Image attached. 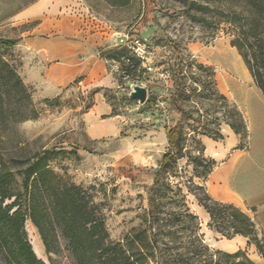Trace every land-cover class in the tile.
<instances>
[{
    "label": "rangeland",
    "instance_id": "1",
    "mask_svg": "<svg viewBox=\"0 0 264 264\" xmlns=\"http://www.w3.org/2000/svg\"><path fill=\"white\" fill-rule=\"evenodd\" d=\"M27 1L32 0H0V172L6 176L8 190L22 194V171L36 157L50 151L47 169L53 179L46 186L57 194L64 186L79 188L93 217L101 221L106 242L122 245L130 262H135V231L143 225L148 190L168 149L165 128L173 127L179 118L169 105L173 91L169 68L174 64L170 46L176 45L183 58L189 54L210 66L215 75H228L232 56H239L230 45L233 33L227 25L214 31L184 15L188 9L197 14L198 6L209 4V0H77L78 9L57 16L63 23L64 38L84 42L85 50L78 59L83 63L88 59L102 61L107 71L103 75L110 81L98 85L96 81L101 78L93 74L90 79L78 77L65 88H54L49 85L45 64L23 47V40L35 35L39 23L27 22L16 13ZM48 18L53 19L41 15L40 21ZM51 36L46 33L43 38ZM122 49L127 52L125 56L109 60L113 52ZM136 59L140 65L128 73ZM215 81L222 91L225 84L219 87ZM133 86L146 89L145 103L129 98ZM148 98L154 99L147 102ZM106 105L111 108L110 114L106 113ZM89 130L99 138L92 140ZM221 134L218 141L200 137L203 157L213 160L216 166L226 161L240 142L236 135L232 140L225 125L221 126ZM187 151L197 154L190 142ZM200 172V168L195 172L191 160L185 157L168 177L185 195V206L197 217L199 234L209 252L233 254L240 250L259 264L264 257L246 238L226 239L207 226L205 210L187 193V188L194 190V186L206 191L205 180L198 178ZM54 196L51 192L43 195L52 221L45 228L49 253L35 228L46 263L77 264L64 230L54 218ZM19 200L23 204L24 197ZM257 235L263 237L260 231ZM26 237L30 242L27 233ZM0 264H8L1 250Z\"/></svg>",
    "mask_w": 264,
    "mask_h": 264
},
{
    "label": "trees",
    "instance_id": "2",
    "mask_svg": "<svg viewBox=\"0 0 264 264\" xmlns=\"http://www.w3.org/2000/svg\"><path fill=\"white\" fill-rule=\"evenodd\" d=\"M198 9L197 14L188 9L184 15L214 31L221 25L229 26L233 33L230 45L264 95V0H209V4ZM170 48L174 64L169 68L173 83L169 105L179 118L173 127L165 128L168 149L158 163L148 190L143 225L135 231V262H130L122 245L106 242L104 227L93 217L79 188L64 186L57 194L54 188L46 186L53 176L47 169L51 152L45 151L22 171V194H12L5 174L0 172V250L8 264H44L37 259L23 229L29 220L38 231L46 252H50L45 228L51 226L52 221L43 198L48 192L56 196L52 200L54 218L61 224L77 264H126L125 261L131 264H255L240 250L233 254L210 253L199 234L197 217L185 206L181 188L169 182L174 166L185 157L191 160L195 172L201 169L198 178L206 180L216 164L203 157L200 137L221 140L222 125L239 137L237 149L244 148L247 140L246 122L236 105L218 90L214 70L189 54L183 58L176 45ZM126 53L125 49L113 52L109 60L119 59ZM139 65L140 60L136 59L127 72L132 73ZM153 99L148 98L147 102ZM189 142L197 154L187 151ZM194 190L187 188V193L205 210L210 229L226 239L246 238L264 257V238L258 237L259 229L254 220L232 204L212 200L202 186H194ZM22 196L23 204L19 200ZM11 198L14 200L5 204ZM175 207L179 208L174 210Z\"/></svg>",
    "mask_w": 264,
    "mask_h": 264
},
{
    "label": "crops",
    "instance_id": "3",
    "mask_svg": "<svg viewBox=\"0 0 264 264\" xmlns=\"http://www.w3.org/2000/svg\"><path fill=\"white\" fill-rule=\"evenodd\" d=\"M78 7L77 0H32L25 2L16 11L27 22L39 21L34 29L35 35L26 37L23 47L45 64L49 85L54 88H65L76 78L90 79L93 74L101 78L96 81L98 85L103 86L110 81L103 75L107 71L102 61L88 59L83 63L78 59V55L85 50L84 42L77 39L68 42L64 38L66 34L63 33V23L57 16L74 12ZM41 15L52 16L53 19L40 21ZM46 33L52 36L43 38ZM81 33L85 34L82 30ZM239 56H232L228 64V75L217 73L215 79L219 87L225 84L222 91L218 90L236 105L246 122L247 144L242 149L234 150L226 161L211 171L205 180V188L212 200L232 204L254 220L264 237V95L256 87ZM91 81L94 82V79ZM110 112L111 108L107 106L106 113ZM227 128L235 141L234 133ZM93 133L89 130V137L97 140L99 136ZM259 264H264V258Z\"/></svg>",
    "mask_w": 264,
    "mask_h": 264
},
{
    "label": "bare ground",
    "instance_id": "4",
    "mask_svg": "<svg viewBox=\"0 0 264 264\" xmlns=\"http://www.w3.org/2000/svg\"><path fill=\"white\" fill-rule=\"evenodd\" d=\"M24 229L30 238L29 243L36 257L43 260L44 262H47V258L44 254L43 247L41 245V241L37 235L35 227L31 224L30 221L27 220L25 223Z\"/></svg>",
    "mask_w": 264,
    "mask_h": 264
},
{
    "label": "water",
    "instance_id": "5",
    "mask_svg": "<svg viewBox=\"0 0 264 264\" xmlns=\"http://www.w3.org/2000/svg\"><path fill=\"white\" fill-rule=\"evenodd\" d=\"M129 98L136 100L139 104H143L145 103L146 99H147V91L144 87H140V86H133L132 90L129 94ZM37 259H39L37 257ZM41 260V259H39ZM44 264H47L46 262H44L43 260H41Z\"/></svg>",
    "mask_w": 264,
    "mask_h": 264
}]
</instances>
